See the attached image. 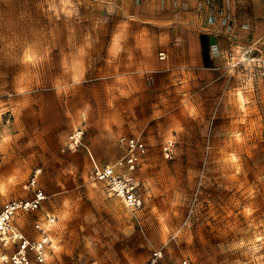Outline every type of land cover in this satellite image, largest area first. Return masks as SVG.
I'll use <instances>...</instances> for the list:
<instances>
[{
    "label": "rangeland",
    "instance_id": "1",
    "mask_svg": "<svg viewBox=\"0 0 264 264\" xmlns=\"http://www.w3.org/2000/svg\"><path fill=\"white\" fill-rule=\"evenodd\" d=\"M171 6L0 0V206L30 198L39 169L47 198L18 222L33 236L56 216L48 264H144L156 249L158 264H264V17L199 37L205 66L197 21ZM122 136L146 145L136 210L84 147L112 164Z\"/></svg>",
    "mask_w": 264,
    "mask_h": 264
},
{
    "label": "built area",
    "instance_id": "2",
    "mask_svg": "<svg viewBox=\"0 0 264 264\" xmlns=\"http://www.w3.org/2000/svg\"><path fill=\"white\" fill-rule=\"evenodd\" d=\"M82 131H73L65 140V150H75L82 145ZM124 154L112 164H100L95 161L86 146L90 158L92 177L103 182L109 195L117 198L130 210L139 209L142 199L137 191L133 171L142 162L146 145L139 136H122L119 138ZM39 169H34L29 181L31 197L9 200L0 206V262L6 264H48L51 246L50 231L56 222L53 213L45 212L32 222L33 236L27 235L21 228L18 218L29 212L39 210L47 195L36 184ZM161 250L152 251L144 264H158ZM186 263V262H184Z\"/></svg>",
    "mask_w": 264,
    "mask_h": 264
},
{
    "label": "crops",
    "instance_id": "3",
    "mask_svg": "<svg viewBox=\"0 0 264 264\" xmlns=\"http://www.w3.org/2000/svg\"><path fill=\"white\" fill-rule=\"evenodd\" d=\"M166 5L175 12L182 13L187 18H193L200 29L197 33L201 53V40L217 37L219 23L225 17L226 24H252L264 17V0H165ZM196 50V42H194ZM211 57L205 52V58L200 55L198 61L209 66Z\"/></svg>",
    "mask_w": 264,
    "mask_h": 264
},
{
    "label": "trees",
    "instance_id": "4",
    "mask_svg": "<svg viewBox=\"0 0 264 264\" xmlns=\"http://www.w3.org/2000/svg\"><path fill=\"white\" fill-rule=\"evenodd\" d=\"M201 38H202V37H201ZM201 38H200V39H201ZM201 47H202V40H201ZM202 49H203V47H202ZM202 49H201V56H202L203 59H204V58H205V54H204V50H202Z\"/></svg>",
    "mask_w": 264,
    "mask_h": 264
}]
</instances>
